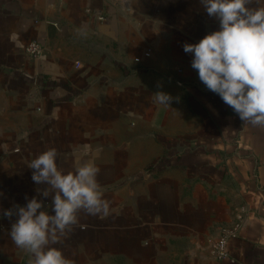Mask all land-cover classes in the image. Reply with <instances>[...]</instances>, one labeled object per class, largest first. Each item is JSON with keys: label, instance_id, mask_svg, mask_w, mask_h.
<instances>
[{"label": "crops", "instance_id": "0c3cea01", "mask_svg": "<svg viewBox=\"0 0 264 264\" xmlns=\"http://www.w3.org/2000/svg\"><path fill=\"white\" fill-rule=\"evenodd\" d=\"M216 30L201 0H0V210L36 195L27 165L55 148L66 171L95 158L111 202L56 245L72 264H264V131L183 51ZM15 219L0 218V264L32 260ZM234 227V261L219 260L213 243Z\"/></svg>", "mask_w": 264, "mask_h": 264}, {"label": "clouds", "instance_id": "9594fccd", "mask_svg": "<svg viewBox=\"0 0 264 264\" xmlns=\"http://www.w3.org/2000/svg\"><path fill=\"white\" fill-rule=\"evenodd\" d=\"M201 4L218 21L219 30L197 43H184L183 51L192 54L191 67L207 90L243 123L264 131V0H201ZM153 99L171 107L176 98L157 91ZM59 155L49 148L32 159L27 165L31 179L41 186L36 195L26 196L23 206L0 210V218L16 217L8 234L17 248L31 254L30 264H72L56 245L79 224V214L104 218L111 214L95 158L77 155L72 170L66 171L57 163Z\"/></svg>", "mask_w": 264, "mask_h": 264}, {"label": "built area", "instance_id": "2783aa9c", "mask_svg": "<svg viewBox=\"0 0 264 264\" xmlns=\"http://www.w3.org/2000/svg\"><path fill=\"white\" fill-rule=\"evenodd\" d=\"M26 50L31 55H40L42 53L43 48L38 41L31 40L28 43ZM149 54H150V50L146 52V55H149ZM236 228L237 227H234L231 229H224L223 232L220 234V236H218L215 239L212 249H213L215 256L219 260L229 259V260L234 261L233 257L231 256L228 243H229L230 237L236 235ZM240 264H243V263H240Z\"/></svg>", "mask_w": 264, "mask_h": 264}]
</instances>
